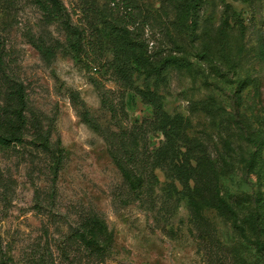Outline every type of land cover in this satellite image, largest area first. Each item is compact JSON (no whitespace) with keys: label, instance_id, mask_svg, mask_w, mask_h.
Listing matches in <instances>:
<instances>
[{"label":"rangeland","instance_id":"374dc122","mask_svg":"<svg viewBox=\"0 0 264 264\" xmlns=\"http://www.w3.org/2000/svg\"><path fill=\"white\" fill-rule=\"evenodd\" d=\"M62 2L76 35L0 0V105L22 83L52 149H0V264H264V0Z\"/></svg>","mask_w":264,"mask_h":264},{"label":"trees","instance_id":"16d2710c","mask_svg":"<svg viewBox=\"0 0 264 264\" xmlns=\"http://www.w3.org/2000/svg\"><path fill=\"white\" fill-rule=\"evenodd\" d=\"M199 1L200 0H188L192 9H194L199 4ZM34 4L42 12L46 23H58L64 28L65 32L68 35H76L75 31L72 32L69 22L70 18L62 0H34ZM227 24L228 19H225L222 23V29L220 31L222 45H225L226 43ZM32 43L46 61H50L55 56L57 51L62 47L60 44L49 45L42 40L36 41L35 39H32ZM78 44V41H75L72 45L74 48L78 49L80 47V44ZM3 82H5V80L2 77L0 69V83H2L3 85ZM7 85V91H5L4 93V103L0 105V149L9 148L13 145V143L23 142L26 134L30 132V129H32L33 136L36 139L34 145L41 148L43 151L50 152L52 149L50 148L51 144L49 139V132L43 130V127L41 126L39 121H36L34 118L29 119L27 116L28 102L26 99V93L23 84L7 83ZM103 103L105 105L107 104L104 98ZM82 117L86 121H90V117L87 111L83 112ZM53 154V156L56 157L53 172L55 175H57L59 165L61 163L62 154V149L60 148V146L57 147L56 150H53ZM137 154L138 153L136 151H132L131 153H127L124 159L114 154V159L117 163V166L123 172L126 180L130 182L135 190H139L140 188H142L144 183L142 172H140L139 176L136 179L132 178V169L137 171L138 165H144L141 164V159L137 157ZM144 167L146 168L145 165ZM161 169L164 170L163 168ZM94 224L97 227L99 226V230L106 234L105 224L99 223V220L93 218L91 224L87 228H85L82 233L87 247L89 248L92 246L94 248L100 249L101 251H108L110 245L102 244L101 241L93 235V229L91 228V225L94 226ZM255 224L258 228V231H260L258 209L255 216ZM257 241L260 246H263L262 240L260 238H258Z\"/></svg>","mask_w":264,"mask_h":264}]
</instances>
